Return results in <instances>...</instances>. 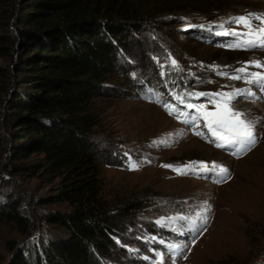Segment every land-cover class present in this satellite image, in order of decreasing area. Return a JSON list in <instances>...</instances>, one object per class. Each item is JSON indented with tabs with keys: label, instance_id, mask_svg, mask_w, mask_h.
I'll use <instances>...</instances> for the list:
<instances>
[{
	"label": "rangeland",
	"instance_id": "374dc122",
	"mask_svg": "<svg viewBox=\"0 0 264 264\" xmlns=\"http://www.w3.org/2000/svg\"><path fill=\"white\" fill-rule=\"evenodd\" d=\"M141 4L145 10L154 6L155 10L147 9L152 13L146 11V27L136 32V44L121 55L106 83L108 92L95 97L93 104L99 115L95 143L100 194L109 203L138 200L140 208L134 222L114 238L116 245L109 255L98 263L264 264V90L246 79L230 78L245 66L249 72H264L246 64L264 63V49L240 51L222 44L225 35H216L241 27L228 22L230 17L264 14V0H142ZM234 89L254 93L238 98L232 107L257 121L258 142L238 157L193 134L195 129L204 133L202 120L198 126H186L162 102L178 91L184 95ZM190 99L212 106L208 96ZM164 140L168 143H161ZM130 159L140 165L138 170H130ZM193 161L209 166L215 162L227 168L228 175L217 183L221 178L217 174L179 175L163 167ZM16 179L7 189L19 192L20 212L39 226L36 237L48 229L42 214L64 208L37 200L49 195L58 181L41 176ZM197 214L207 216L206 224L197 221L202 225L199 233L191 231L189 220L184 219H196ZM161 218L163 222L157 223ZM22 239L13 225L0 223V264L6 263L12 240ZM169 244L186 247L176 255Z\"/></svg>",
	"mask_w": 264,
	"mask_h": 264
},
{
	"label": "trees",
	"instance_id": "16d2710c",
	"mask_svg": "<svg viewBox=\"0 0 264 264\" xmlns=\"http://www.w3.org/2000/svg\"><path fill=\"white\" fill-rule=\"evenodd\" d=\"M141 3L0 0V223L23 238L5 264H99L134 222L138 200L100 194L93 104L155 10ZM35 176L58 181L38 202L64 205L42 214L48 229L36 237L19 192L7 189Z\"/></svg>",
	"mask_w": 264,
	"mask_h": 264
},
{
	"label": "snow or ice",
	"instance_id": "6c2138e0",
	"mask_svg": "<svg viewBox=\"0 0 264 264\" xmlns=\"http://www.w3.org/2000/svg\"><path fill=\"white\" fill-rule=\"evenodd\" d=\"M258 21L259 23H254ZM234 23L239 28L225 29L224 31L217 32L216 35H231L236 37L233 43L228 46L232 48H242V49H254V48H264V14L257 13H247L246 15L230 17L229 21ZM188 27H200L204 28L205 25H188ZM220 27H223L221 25ZM246 64L255 65L256 67L264 68V63L260 61H248ZM171 65L173 69H177L178 63L174 59L171 60ZM163 67V66H162ZM218 67V66H213ZM236 75L230 76L231 79H246L249 84H258L261 90H264V72H249L247 66L236 69ZM163 75V73H161ZM218 75L228 76V73L218 72ZM185 96L191 98L193 96L199 98L200 96H208L210 102L215 105V110L209 111L204 104L196 105L191 102H186ZM254 96V93L250 89H234L231 92H217V93H186L184 95H177L175 99L179 103L184 104L187 109H194V113H183L175 105H169L165 103L163 106L169 109V114H179L186 117V123L194 124L198 126L199 121L202 119L204 121V127L208 129L213 137H215L217 147H231L235 150L233 155L239 156L250 151L252 147L258 142L256 133L257 121L247 119L245 113L237 111L232 104L241 97ZM198 136H203L204 133L197 131L195 132ZM161 143H168L167 140L161 141ZM198 165V167H197ZM140 165L134 161L129 162L130 170H138ZM163 167L172 168L179 175H187L189 172L195 174L202 173H213L219 176L226 177L228 175V169L222 165H217L215 162L209 166L206 162L193 161L189 164L181 166L173 165H163ZM217 183L220 180L216 181ZM204 211H207L205 209ZM171 219V218H169ZM189 220L190 230L199 233L201 230V224L197 221H202L203 224L207 223V216H201L197 214L196 219L184 218ZM164 218H161L157 223H162ZM195 243V240L192 241ZM186 245L182 244H169L168 248L173 251L176 255H180ZM163 259L161 253H157ZM186 258V257H185ZM154 264H159L155 262ZM174 264V262H173Z\"/></svg>",
	"mask_w": 264,
	"mask_h": 264
}]
</instances>
